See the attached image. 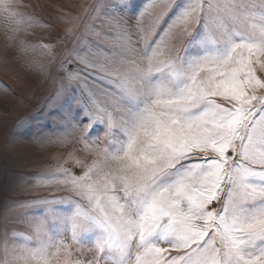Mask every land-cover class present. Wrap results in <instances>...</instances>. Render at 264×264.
<instances>
[{
    "label": "snow or ice",
    "instance_id": "1",
    "mask_svg": "<svg viewBox=\"0 0 264 264\" xmlns=\"http://www.w3.org/2000/svg\"><path fill=\"white\" fill-rule=\"evenodd\" d=\"M24 7L0 0L20 50L35 22ZM92 11L111 31L93 25L97 41L50 51L51 127L33 139L72 137L95 159L75 161L80 175H44L70 195L0 201V264H264V0H106ZM85 250L90 260L74 255Z\"/></svg>",
    "mask_w": 264,
    "mask_h": 264
},
{
    "label": "rangeland",
    "instance_id": "2",
    "mask_svg": "<svg viewBox=\"0 0 264 264\" xmlns=\"http://www.w3.org/2000/svg\"><path fill=\"white\" fill-rule=\"evenodd\" d=\"M106 0H22V11L31 13L35 22L21 32L26 47L23 50L6 41L5 26L0 23V201H37L70 195L63 186L44 182V175L58 166L80 175L83 168L76 166L79 159L91 164L95 155L86 152L77 139L69 137L62 143L39 142L33 138L51 127L46 112L41 111L46 97L55 89V66L49 65L50 51L60 55L65 49L80 45L82 39L97 41L91 35L93 25L101 33L110 32L107 23L96 21L92 11L97 3ZM142 0H137V3ZM79 17V20L74 18ZM147 23V21L145 22ZM71 28L72 34L67 30ZM87 30V31H86ZM106 39H114L107 37ZM104 47L109 44L99 40ZM264 62V57L261 58ZM47 66V70H46ZM256 75L264 80V69L256 65ZM89 82L108 89L106 81L93 73ZM9 89L11 91H9ZM14 93V94H13ZM264 93L258 89L257 94ZM23 120L22 125H17ZM72 158L69 159V154ZM29 209L14 214L20 217ZM10 227L27 233L23 223ZM82 260H90L92 252L74 253Z\"/></svg>",
    "mask_w": 264,
    "mask_h": 264
},
{
    "label": "crops",
    "instance_id": "3",
    "mask_svg": "<svg viewBox=\"0 0 264 264\" xmlns=\"http://www.w3.org/2000/svg\"><path fill=\"white\" fill-rule=\"evenodd\" d=\"M0 89H3L4 90V88H2V87H0Z\"/></svg>",
    "mask_w": 264,
    "mask_h": 264
}]
</instances>
